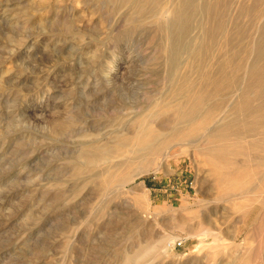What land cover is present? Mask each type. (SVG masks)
I'll return each mask as SVG.
<instances>
[{
	"label": "rangeland",
	"instance_id": "obj_1",
	"mask_svg": "<svg viewBox=\"0 0 264 264\" xmlns=\"http://www.w3.org/2000/svg\"><path fill=\"white\" fill-rule=\"evenodd\" d=\"M0 264H264V0H0Z\"/></svg>",
	"mask_w": 264,
	"mask_h": 264
},
{
	"label": "bare ground",
	"instance_id": "obj_2",
	"mask_svg": "<svg viewBox=\"0 0 264 264\" xmlns=\"http://www.w3.org/2000/svg\"><path fill=\"white\" fill-rule=\"evenodd\" d=\"M180 120H181V119H180ZM154 128H155V127H154ZM147 135H148V133H147ZM147 135L144 134V132H143V134H142V135H139V136L135 139V141H136L138 144H140V145H141V143L144 144L143 140H144V138L147 137ZM148 137H149V135H148ZM148 137H147V138H148ZM147 138H146V139H147ZM141 140H142V141H141ZM145 143H146V140H145ZM133 144H134V143H133ZM138 144H137V145H138ZM140 145H139V146H140ZM126 147H127V146H126ZM140 147H142V145H141ZM133 148H134V147H133ZM104 160H105V159H104ZM98 161H99V160H98ZM142 207H143V206H142ZM142 207H141V208H142Z\"/></svg>",
	"mask_w": 264,
	"mask_h": 264
}]
</instances>
